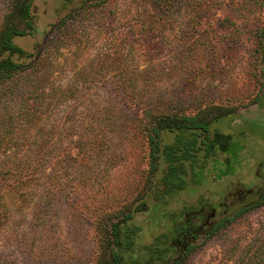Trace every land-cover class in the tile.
<instances>
[{
    "label": "rangeland",
    "instance_id": "374dc122",
    "mask_svg": "<svg viewBox=\"0 0 264 264\" xmlns=\"http://www.w3.org/2000/svg\"><path fill=\"white\" fill-rule=\"evenodd\" d=\"M31 11L33 29L13 38L25 68L0 88V264H96L100 230L137 206L140 261L178 225L196 245L180 264H239L264 246V203L250 207L264 195V0H33ZM164 113H197L230 141L158 203L149 136Z\"/></svg>",
    "mask_w": 264,
    "mask_h": 264
},
{
    "label": "trees",
    "instance_id": "16d2710c",
    "mask_svg": "<svg viewBox=\"0 0 264 264\" xmlns=\"http://www.w3.org/2000/svg\"><path fill=\"white\" fill-rule=\"evenodd\" d=\"M32 1L8 0V9L1 16L0 88L3 82L25 68V64L18 60L28 57L29 54L20 48L13 38L27 35L28 31L33 29ZM13 56L16 59H13ZM224 108L223 112L218 111L216 118L234 111L231 107ZM151 117L154 126L150 129L149 136L151 157L149 171L153 173L162 165L159 177L161 190L157 192L156 197L157 202L162 203L161 200L169 194L186 188V175L193 177L195 171L200 168V164H197L199 156L206 159L214 154L216 148L222 152L228 151L230 135L216 129L210 131L211 121L202 119L197 113L192 115L164 113L153 114ZM164 134H172V140L168 143L162 142ZM262 203L264 195L250 207ZM245 209L244 206H238V210L230 215L222 213L216 220L202 227L203 233L206 235L216 233L232 223ZM138 211L140 206L128 208L120 215H115L113 220L100 230L96 264H180L196 247L190 239H185L184 226L178 225L174 227V237L169 238L170 241L165 234L155 236L153 242L144 248L147 259L138 260L133 253L135 238L141 229L132 224L134 214ZM254 245V253L239 264H259L257 260L264 246L263 243L257 244V240L254 241Z\"/></svg>",
    "mask_w": 264,
    "mask_h": 264
},
{
    "label": "flooded vegetation",
    "instance_id": "af4514ba",
    "mask_svg": "<svg viewBox=\"0 0 264 264\" xmlns=\"http://www.w3.org/2000/svg\"><path fill=\"white\" fill-rule=\"evenodd\" d=\"M236 193L238 194V193H240V192H236ZM242 193H243V192H242ZM242 193H241V197H240V195L238 196V198L240 199V201H244V200H246V199L248 198V197L246 196L247 194H244V193L242 194ZM212 213H213V212L211 211V214H210L211 216H210V218H212V215H213ZM209 223H211V222H209ZM209 223H208V224H209Z\"/></svg>",
    "mask_w": 264,
    "mask_h": 264
}]
</instances>
